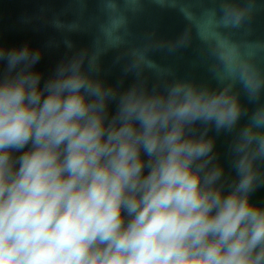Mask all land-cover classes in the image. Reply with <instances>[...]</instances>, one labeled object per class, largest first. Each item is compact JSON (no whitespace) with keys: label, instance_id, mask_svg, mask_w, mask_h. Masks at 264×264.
<instances>
[{"label":"clouds","instance_id":"obj_1","mask_svg":"<svg viewBox=\"0 0 264 264\" xmlns=\"http://www.w3.org/2000/svg\"><path fill=\"white\" fill-rule=\"evenodd\" d=\"M176 9L215 87L173 80L132 48L124 76L101 78L100 58L128 45L144 0H102L104 47L66 57L45 78L41 52L0 44V264H264V40L252 39L257 0ZM71 48V45H69ZM247 101V106L241 102ZM241 121H244L242 124ZM227 133L225 177L209 132Z\"/></svg>","mask_w":264,"mask_h":264},{"label":"water","instance_id":"obj_2","mask_svg":"<svg viewBox=\"0 0 264 264\" xmlns=\"http://www.w3.org/2000/svg\"><path fill=\"white\" fill-rule=\"evenodd\" d=\"M212 0H180L179 6L194 10L210 6ZM121 9L125 10L124 0ZM258 11L252 18V39L264 40V0H257ZM129 16L128 45L106 52L100 58L101 78L115 86L123 80L127 87L133 76H124V68L129 63L128 53L132 48L151 46L149 55L166 71L161 76L145 71L143 77L149 87L160 89L173 80H192L215 87L209 72V62L193 34L192 46L169 54L158 45L167 44L187 30L186 21L176 9L159 7L152 0H144L143 12ZM102 0H0V44L6 47L27 44L32 50L41 52L36 70L47 78L57 64L82 50H91L94 45L103 48L104 36L101 32L106 23ZM71 45V48L69 47ZM247 106V101L241 97ZM243 124L244 121H241ZM215 138V153L223 166L225 177H231L229 144L227 133L209 132ZM253 200L264 204V189L255 193Z\"/></svg>","mask_w":264,"mask_h":264}]
</instances>
